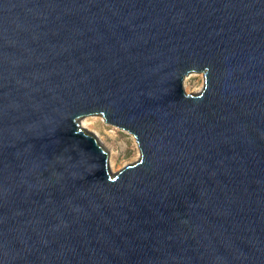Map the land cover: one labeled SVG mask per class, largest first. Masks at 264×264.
Segmentation results:
<instances>
[{
	"label": "water",
	"instance_id": "water-1",
	"mask_svg": "<svg viewBox=\"0 0 264 264\" xmlns=\"http://www.w3.org/2000/svg\"><path fill=\"white\" fill-rule=\"evenodd\" d=\"M0 264H264V0H0Z\"/></svg>",
	"mask_w": 264,
	"mask_h": 264
},
{
	"label": "rangeland",
	"instance_id": "rangeland-1",
	"mask_svg": "<svg viewBox=\"0 0 264 264\" xmlns=\"http://www.w3.org/2000/svg\"><path fill=\"white\" fill-rule=\"evenodd\" d=\"M191 74L185 78V89L189 93L199 94L205 86V75L204 78L199 75L193 78ZM97 117L101 116H88L84 119L93 123V129H87L94 132L99 142L109 150L113 172H118L128 165L136 163L142 156L136 137L129 131L107 124L102 117L98 119ZM139 152L140 156H138Z\"/></svg>",
	"mask_w": 264,
	"mask_h": 264
},
{
	"label": "bare ground",
	"instance_id": "bare-ground-1",
	"mask_svg": "<svg viewBox=\"0 0 264 264\" xmlns=\"http://www.w3.org/2000/svg\"><path fill=\"white\" fill-rule=\"evenodd\" d=\"M191 75H193V78H194V76H196V75H199V76H202V78H204V74H201V73H192ZM98 118H101V117H97V119ZM82 124H83V126L85 127V128H88V129H93V123H90L89 121H88V119H83V122H82ZM135 140V139H134ZM138 156H140V152H139V154H138ZM113 167V166H112Z\"/></svg>",
	"mask_w": 264,
	"mask_h": 264
}]
</instances>
